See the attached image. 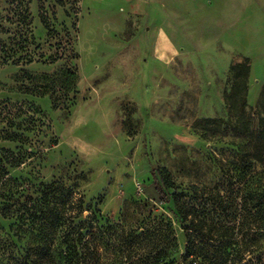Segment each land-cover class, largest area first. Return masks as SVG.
Returning a JSON list of instances; mask_svg holds the SVG:
<instances>
[{
	"label": "rangeland",
	"instance_id": "1",
	"mask_svg": "<svg viewBox=\"0 0 264 264\" xmlns=\"http://www.w3.org/2000/svg\"><path fill=\"white\" fill-rule=\"evenodd\" d=\"M244 127L264 128V0H0V154L22 157L25 196L74 187L83 216L128 233L173 218L153 169L236 198ZM14 223L0 216V264Z\"/></svg>",
	"mask_w": 264,
	"mask_h": 264
},
{
	"label": "trees",
	"instance_id": "2",
	"mask_svg": "<svg viewBox=\"0 0 264 264\" xmlns=\"http://www.w3.org/2000/svg\"><path fill=\"white\" fill-rule=\"evenodd\" d=\"M239 93L240 89L231 93L228 101L233 102ZM209 122L217 124L218 120ZM244 130L250 149L243 155L245 160L237 176L239 202L220 192L205 198L203 194L200 196L203 192L197 186L187 193L172 190L160 170L153 169L151 174L160 201L173 205L170 208L173 218L151 214L148 224L142 222L139 229L128 233L120 224L104 220L96 210L91 216H83L84 201L75 198L74 187L66 188L58 182L42 183L32 195L25 196L23 183L11 178L8 171L19 167L23 159L2 150L0 216L5 220L15 219L16 225L15 233L9 235L11 239L3 248L5 261L7 264H101L99 249H102L116 257L109 264H261L264 261V128L244 127ZM10 137L6 139L15 141ZM258 165L263 166L262 171H258Z\"/></svg>",
	"mask_w": 264,
	"mask_h": 264
}]
</instances>
